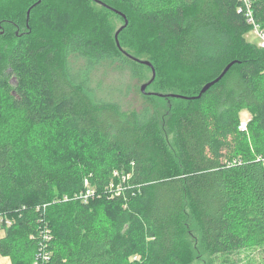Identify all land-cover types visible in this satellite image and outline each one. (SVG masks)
Instances as JSON below:
<instances>
[{"label":"trees","instance_id":"obj_1","mask_svg":"<svg viewBox=\"0 0 264 264\" xmlns=\"http://www.w3.org/2000/svg\"><path fill=\"white\" fill-rule=\"evenodd\" d=\"M37 1L0 20V86L10 103V112L0 111L8 121L0 216L11 221L0 254L12 264H190L191 228L199 248L222 264L264 249V50L245 39L253 28L238 12L243 0H101L155 38L159 54L150 60L120 40L129 23L119 34L123 51L156 69L148 92L195 97L236 61L200 99L186 100L148 96L140 86L142 100V70L151 74L144 83L152 70L118 48L116 33V49L93 45L81 28L60 43L34 39L32 14L43 0L29 27L27 11ZM80 8L103 20L118 15L93 0ZM252 8L264 30V0ZM172 58L210 80L193 89L180 77L170 81ZM244 112L248 132L239 130ZM123 176L112 194L108 186ZM86 181L99 193L89 204L63 201L85 191ZM44 219L53 233L47 263L37 258Z\"/></svg>","mask_w":264,"mask_h":264},{"label":"rangeland","instance_id":"obj_2","mask_svg":"<svg viewBox=\"0 0 264 264\" xmlns=\"http://www.w3.org/2000/svg\"><path fill=\"white\" fill-rule=\"evenodd\" d=\"M31 0H0V20L6 13V16L22 15L26 12V8ZM82 0H78L74 4L73 0H43V4L39 9H36L32 14V27L33 34L31 37L34 39H50L56 43H60L64 38L74 33L76 28L85 29L90 32V40L95 42L93 45H99L101 42L104 47H111L116 49L114 44V35L124 24L123 19L115 14L103 13L105 20L93 17L91 10L88 8L84 11L80 10ZM100 8V7H99ZM126 12L124 9H122ZM98 12V11H97ZM128 15V13L126 12ZM101 20V21H100ZM129 27L120 35V40L124 43L132 53H136L138 56L144 59L152 60L153 56H158L159 49L155 42V38L141 27L136 19L129 18ZM95 25H100V29H96ZM92 31V32H91ZM247 42L253 45H259L260 39L253 29L249 30L245 34ZM97 41V42H96ZM39 46V45H38ZM143 69V68H142ZM145 74L141 82L138 83L137 91L140 95V86L142 83L150 78V71L148 69L142 70ZM204 72L198 68H193L184 65L179 60L172 58L168 70H166L165 76L170 81H175L174 78L180 77L184 84L191 85L190 88H199L207 81L208 77H204ZM13 96L20 98L21 91L18 90V84L16 80L11 78L10 80ZM199 86V87H198ZM187 88V86H184ZM150 90H153L151 87ZM143 100V98H141ZM10 106L9 98L4 92V88L0 86V111L4 116L10 112L8 109ZM249 117L247 112L242 114V120ZM8 128V121L4 118L0 119V137L6 135L4 131ZM171 141L176 142L172 136ZM89 184V181H86ZM85 182V184H86ZM89 186H91L89 184ZM84 205L89 204L83 203ZM106 215H102V221L106 219ZM100 222L99 226L102 227L103 223ZM192 226V224H191ZM8 227V226H6ZM190 240L196 248L195 258L190 264H222V257L211 253L208 250L200 249V241L198 233L191 228ZM5 235V231L0 229V238ZM0 264H12V259L9 256H2L0 254ZM233 264H264V249L260 247H250L233 257Z\"/></svg>","mask_w":264,"mask_h":264},{"label":"built area","instance_id":"obj_3","mask_svg":"<svg viewBox=\"0 0 264 264\" xmlns=\"http://www.w3.org/2000/svg\"><path fill=\"white\" fill-rule=\"evenodd\" d=\"M243 2H244V7L239 8L238 12L244 13L245 18L247 19V22L252 26L253 30L255 31V33L260 39L258 46L261 49H264V30L260 28L259 24L257 23L254 17V11L252 8L253 0H243ZM250 120L251 118L249 116L247 119L241 121L239 125V130L241 132H248V123L250 122ZM115 174H116L115 176L119 177L118 173H115ZM128 176H123L122 180L118 184H116V186L114 184H111L110 186H108L110 191H112V194H116V195L120 194L121 189H122V184H124L127 178L130 177ZM107 191H109L108 188H107ZM98 194L99 193L96 187L89 186L88 182H86L85 191L80 192L73 198L66 197L63 201H69L72 199H76V200L82 201L83 203H88L90 199L94 198ZM47 206L48 205H45V207ZM5 226H11V221L5 216H0V229ZM38 233L40 237V244L38 248L37 258L41 259L44 263H47L48 261H50L51 254H52L51 244L53 241V233L46 219H44V221L39 225Z\"/></svg>","mask_w":264,"mask_h":264},{"label":"water","instance_id":"obj_4","mask_svg":"<svg viewBox=\"0 0 264 264\" xmlns=\"http://www.w3.org/2000/svg\"><path fill=\"white\" fill-rule=\"evenodd\" d=\"M42 0H38L32 7H30V9L27 11V27H29V20H30V15H31V11L33 8H35L36 6H38L40 3H41ZM94 2H96L97 4L99 5H102L104 6L105 8L113 11L114 13L120 15L123 19H124V25L116 32V35H115V40H116V44L118 46V48L123 52L125 53V55H128L131 59H133L134 61H136L137 63H140V64H143L147 67H149L151 70H152V77L151 79L146 82V83H143L141 85V93L142 94H145V95H148V96H151V95H154V96H158V97H162V98H177V99H200L207 91H209L214 85H216L217 83H219L223 77L227 74V72L236 64V61H233L231 63H229L226 68L222 71V73L216 78L214 79L213 81L207 83L206 85H204L199 93V95L195 96V97H187V96H184V95H178V94H163V93H155V92H148L147 89L149 87V85H151L155 78H156V69L155 67L153 66V64L150 62V61H147V60H141V59H138L136 57H133L131 55H129L126 51H123L122 48H121V45H120V41H119V34L120 32L127 27L129 21L126 17V15L124 13H122L121 11L117 10V9H114L112 7H110L109 5L103 3L101 0H93Z\"/></svg>","mask_w":264,"mask_h":264},{"label":"bare ground","instance_id":"obj_5","mask_svg":"<svg viewBox=\"0 0 264 264\" xmlns=\"http://www.w3.org/2000/svg\"><path fill=\"white\" fill-rule=\"evenodd\" d=\"M264 50V49H263ZM149 88V87H148ZM117 179V178H116ZM119 180V179H118ZM118 182V181H117ZM127 182V181H126ZM117 184V183H116ZM84 188V187H83Z\"/></svg>","mask_w":264,"mask_h":264}]
</instances>
